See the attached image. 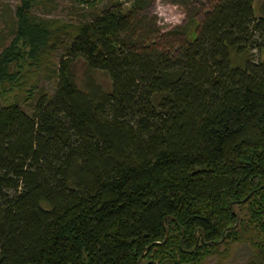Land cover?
I'll list each match as a JSON object with an SVG mask.
<instances>
[{
  "label": "trees",
  "instance_id": "16d2710c",
  "mask_svg": "<svg viewBox=\"0 0 264 264\" xmlns=\"http://www.w3.org/2000/svg\"><path fill=\"white\" fill-rule=\"evenodd\" d=\"M44 1L0 52V264H264V0L164 35L144 0H68L74 22Z\"/></svg>",
  "mask_w": 264,
  "mask_h": 264
},
{
  "label": "rangeland",
  "instance_id": "374dc122",
  "mask_svg": "<svg viewBox=\"0 0 264 264\" xmlns=\"http://www.w3.org/2000/svg\"><path fill=\"white\" fill-rule=\"evenodd\" d=\"M145 5L140 11V16H143L145 23H154L160 33H168L171 31H179L186 27L188 16H193L197 21H200V15L206 11L215 0H185V4L175 3L173 0H144ZM19 0H0V52L8 46L11 36L10 31L14 27L13 12ZM109 4V1L97 6L95 12L103 11ZM77 6L70 3L68 0H49L42 2L35 9V13L42 19H58L63 22H74L78 19L76 13ZM161 38H163L161 36ZM160 38V39H161ZM172 42V40H170ZM174 43V41H173ZM62 49L52 55L51 69L58 63ZM24 67L22 70L24 71ZM21 70V71H22ZM79 72L81 68L78 67ZM31 71H33L31 69ZM25 72V71H24ZM46 71L33 75L32 81H35L36 89L42 90L47 94H52L55 88V80L53 77L47 78ZM96 78L104 86H108V78L103 73H96ZM26 92H23V95ZM33 96L26 103L22 102L21 108L29 113L30 103L33 101ZM2 101L0 100V105ZM238 211L237 208H235ZM252 254L251 249L247 245L236 244L230 249L229 256L224 261L217 258H209L204 264H244V262Z\"/></svg>",
  "mask_w": 264,
  "mask_h": 264
}]
</instances>
